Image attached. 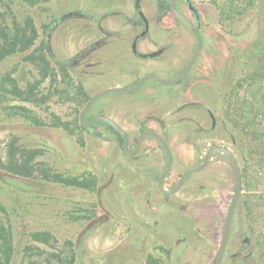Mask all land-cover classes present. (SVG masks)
<instances>
[{
	"label": "rangeland",
	"instance_id": "374dc122",
	"mask_svg": "<svg viewBox=\"0 0 264 264\" xmlns=\"http://www.w3.org/2000/svg\"><path fill=\"white\" fill-rule=\"evenodd\" d=\"M191 1L202 15L204 49L181 83L150 80L137 93L101 97L89 113L105 111L133 137L142 119L156 131L157 122L147 118L165 120L174 156L167 189L211 146L231 149L243 192L222 264H264V0ZM176 4L196 23L184 0ZM141 10L151 31L170 37V65L163 57H134L127 42L105 51L99 56L105 67L90 72L78 65L89 43L87 20L57 21L69 12L106 14L107 27L126 36L139 30L132 27L135 0H0V41L3 33L26 40L35 34L33 44L0 61V222L13 233L11 264L215 263L236 184L228 158L214 153L165 198L156 180L166 155L154 140L147 143L157 174L145 182L118 134L99 138L80 126V112L96 92L133 87L155 68L147 66H171L160 75L172 80L193 56L196 37L173 12L158 22L157 0H142ZM153 49L150 39L139 44L142 52ZM47 66L53 76H44ZM18 165L29 176L16 174ZM54 175L95 183L85 189Z\"/></svg>",
	"mask_w": 264,
	"mask_h": 264
},
{
	"label": "flooded vegetation",
	"instance_id": "af4514ba",
	"mask_svg": "<svg viewBox=\"0 0 264 264\" xmlns=\"http://www.w3.org/2000/svg\"><path fill=\"white\" fill-rule=\"evenodd\" d=\"M141 1L142 0H135V9H136V14H137L138 20L134 21L133 25H132L133 28H137L139 30L138 31L133 30L135 33H131V34H128L126 36H124V33L121 31L110 30V28L107 27L105 22L107 21V18H109V15L104 14V15L96 16V15H93V14L88 13V12H83V13L74 12V13L79 14V15L74 14L70 18L76 17V18H83V19L87 20V23H88L87 30H88V36H89V38H88L89 43L87 44V48L85 50V53L83 54L78 65H81V64L85 65L84 67L86 69H88V71H90V72H91V70H94V68L99 67V69H100L102 67H105V66H103L105 64V62L99 56L103 55L104 52L108 51V50H113L111 52H114L115 49L119 47V45H122V44L127 43V42H128V44L130 43V45L128 46V49L130 50V52L132 53V55L134 57H136L140 60H153V59H159L160 60L161 57H163V61L165 62L164 64L166 65V63H167L168 65H170L169 59H168L169 51H170V37L168 35L164 36L160 32L151 31L150 20H148L145 16H142L144 14H142L143 12L141 10ZM168 1L170 2V0H168ZM184 1L186 2V0H184ZM158 2H159V0H157V3ZM188 8H189V6H188ZM170 9H171V7H170ZM170 12H172V11L168 10V11L164 12V14L159 13L160 16L157 19L158 22H160L161 20L166 18ZM61 20H62V18H61ZM61 20L59 19L57 22H59V21L63 22L64 21V20L63 21H61ZM94 30L98 31L99 36L96 35V32ZM145 39H150L151 44L154 47V49L150 52H142L139 50V44H141L142 41H144ZM113 60L114 59H111V63L116 64V62H112ZM75 64L77 65V62H75ZM75 67H77V66H75ZM135 67L141 68L143 66H135ZM147 67H155L154 69H152V71H150V73H147V74H157L161 78H163L164 80H167V79H165L163 76H161L160 72L163 70H170L171 69V66H157V67L156 66H147ZM113 71H117V68L113 69ZM147 74H145V75H147ZM142 77H140V79L138 80V82L135 85H137L139 83V81L141 80ZM150 80H153L154 82L161 84L156 79H150ZM150 80H148V81H150ZM181 81L179 83H181ZM146 83L143 85V87L146 85ZM179 83H177V84H179ZM142 88L139 91H141ZM139 91H137V92H139ZM137 92H135V93H137ZM99 100H101V98H99L96 102H98ZM96 102L94 103V105L96 104ZM196 105H198V103H196V102L184 103L179 107V111H181V112L185 111L188 107H195ZM89 111L86 114L85 122H87V123L90 122L96 116L106 115V116L110 117L111 119H113L121 127V125L114 119V117L108 115L105 111H99L97 113H92V114L89 113ZM208 113H210V116L213 120L212 130H215V127L217 124L215 115L211 111H209ZM147 119L156 121L159 128H160V131H158V130L156 131L152 127H149L147 125V120L142 119L141 121L138 122V125H137L138 131L134 137L129 132H127L129 135V144H131L133 147V149H132L133 154H131V155L135 159L134 168L138 174L137 179L139 180L141 178L145 182H149L150 180H152L154 178L155 174H157L156 173L157 167L153 163H151V161H150V154L152 151L150 148H148L147 140H154L156 142L158 148L163 150L164 154L166 155V163H167V154H166L165 150L163 149V147L160 145V143L154 137H152L150 135H143V134H145V132H148V131L156 132L157 134H159L163 138V140L167 143V145L171 149V147L168 143V134H167L168 125H167V122L165 120L160 119V118H156V116H150ZM79 122H80L81 128H83L88 133L93 134L99 138L105 137L106 133H109V132H115L116 133L117 132L111 125H109L107 122L102 121V120L93 121L91 123L90 128L83 127L81 125L80 116H79ZM99 125H102L103 129L101 127H99ZM118 135H119V140H120V143L122 144L123 150L126 152V150L124 149V139H123L121 134H118ZM141 135H143V136L140 139ZM171 152H172V149H171ZM172 154H173V152H172ZM203 160H204V157H203ZM203 160H202V162H203ZM143 164L147 165V167L144 168ZM173 165H174V156H173ZM162 171H160V173L157 176L156 185H157L158 191L165 198H168L171 195H165L163 192H161L159 190V187H158V179H159V176L161 175ZM183 173H181L180 177L182 176ZM180 177H179V180H180ZM164 180H163V185H164ZM179 180H178V182H179ZM176 184L173 187H171L170 189L174 188L176 186ZM183 186H184V184H183ZM164 188H165V186H164ZM165 189H167V188H165ZM167 190H169V189H167ZM146 193H147L146 194V200H150L151 195H152V194H150V189L147 190Z\"/></svg>",
	"mask_w": 264,
	"mask_h": 264
},
{
	"label": "water",
	"instance_id": "95a60500",
	"mask_svg": "<svg viewBox=\"0 0 264 264\" xmlns=\"http://www.w3.org/2000/svg\"><path fill=\"white\" fill-rule=\"evenodd\" d=\"M176 1L177 0H170V7H171L173 14L175 15V17L179 21H181L185 26H187L191 30V32L194 34V36L196 37V40H197V45H196V49H195L193 56L191 57L190 61L185 66V68L179 73V75L172 80H164L163 78H161L157 74H147V75H144L141 78V80L139 81V83L133 87L113 86V87H109V88L100 90L99 92L94 94L86 102L85 106L82 108V110L80 112V121H81V125L83 127L90 128L91 123L95 120H102V121L107 122L109 125H111L119 134L122 135V137L124 139V149L126 150V152L128 154H133V151L129 148V135H128L127 131H125L123 128H121L113 119H111L110 117H108L106 115L96 116L95 118H93L88 123L85 122V117H86L87 112L94 105V103L99 98H101L105 95L135 93V92L139 91L143 87V85L150 79H156L157 81H159L163 85H175V84L179 83L182 79H184L187 76V74H189L191 69L194 67V65L199 60L200 56L202 55L203 49H204V41H203V38H202L201 33H200V21H201L202 15H201L200 11L198 10V8L195 6V4L191 0H186V2L188 3V6H189V10L191 11V13L195 17L196 23H194L187 15H185L184 13L179 11L177 4H176ZM74 14L79 15V14H76L74 12H69L62 17L61 21L72 17ZM142 16H144V15H142ZM143 135H150V136L154 137L160 143V145L163 147V149L165 150V152L167 154L166 166H165L164 170L162 171V173L158 179L159 190L161 192H163L165 195H173V194H176L177 192H179V190L183 186L186 178L192 173H196V172H200V171L204 170L214 153H222L230 160V162L234 168V171H235L236 184H235L234 193H233L231 202L229 204L226 219H225L222 242L220 244V247H219V250L217 253V257H216V260L214 263V264H222L223 258H224V253H225V250H226V247H227V244L229 242L230 235H231L233 216H234L235 210L237 208V205L239 203L242 192H243V182H242L243 174H242V170H241V167L239 165V162H238L236 155L231 151V149H229L226 146H218V145L211 146L208 149V151L206 152L203 162L201 164H199L198 166L188 168L182 174V176L180 177V180L176 184V186L172 189L167 190L164 188L163 180L169 175V173L171 172L172 167H173V154L171 152V149L169 148L167 143L163 140V138L159 134H157L156 132L148 131V132H145V134H143ZM143 135L140 136V139L142 138ZM248 241H249V239L247 237H243V243L246 247L248 246Z\"/></svg>",
	"mask_w": 264,
	"mask_h": 264
},
{
	"label": "trees",
	"instance_id": "16d2710c",
	"mask_svg": "<svg viewBox=\"0 0 264 264\" xmlns=\"http://www.w3.org/2000/svg\"><path fill=\"white\" fill-rule=\"evenodd\" d=\"M236 0H232L234 3ZM157 9L160 14H164V12L170 10V2L168 0H159L157 3ZM20 32V31H19ZM24 32V31H23ZM22 33V32H21ZM35 33V32H34ZM20 33H17L15 36L3 33L2 39L0 41V61L4 59L5 57L19 51L21 48H26L29 45L33 44L35 34L31 36L29 39L26 40L21 37ZM27 42V46L23 43ZM45 70L44 76H53V72L49 70V66L47 68H43ZM68 99V97H67ZM117 133V132H116ZM119 134V133H117ZM18 172L16 174L22 175V176H29V172L27 167H22L21 165H18ZM44 175H46L48 180H52V174L44 172ZM56 181L61 182L66 185H72V186H80L85 189H89L92 185H94L95 180L89 179V180H80L78 178H64L61 175H54ZM15 253V247H14V240H13V233L7 224L0 222V264H11V261L13 259Z\"/></svg>",
	"mask_w": 264,
	"mask_h": 264
}]
</instances>
